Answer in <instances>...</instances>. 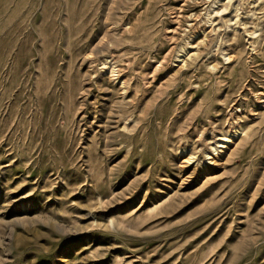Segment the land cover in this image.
Listing matches in <instances>:
<instances>
[{
    "label": "rangeland",
    "instance_id": "374dc122",
    "mask_svg": "<svg viewBox=\"0 0 264 264\" xmlns=\"http://www.w3.org/2000/svg\"><path fill=\"white\" fill-rule=\"evenodd\" d=\"M0 264H264V0H0Z\"/></svg>",
    "mask_w": 264,
    "mask_h": 264
},
{
    "label": "bare ground",
    "instance_id": "6f19581e",
    "mask_svg": "<svg viewBox=\"0 0 264 264\" xmlns=\"http://www.w3.org/2000/svg\"><path fill=\"white\" fill-rule=\"evenodd\" d=\"M231 142H232L231 137H224V138L222 139L221 143H220V146H218V147H220V148H225V147H227V144H229V143H231Z\"/></svg>",
    "mask_w": 264,
    "mask_h": 264
}]
</instances>
